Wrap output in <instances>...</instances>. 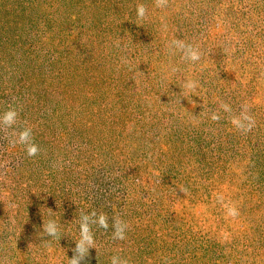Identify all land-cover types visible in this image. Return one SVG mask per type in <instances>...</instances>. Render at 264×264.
<instances>
[{"label": "rangeland", "instance_id": "374dc122", "mask_svg": "<svg viewBox=\"0 0 264 264\" xmlns=\"http://www.w3.org/2000/svg\"><path fill=\"white\" fill-rule=\"evenodd\" d=\"M173 39L201 60H182ZM245 106L246 134L231 123ZM10 107L0 264H68L93 210L109 228L92 226L82 264H264V0H0V115ZM24 127L34 157L12 143ZM114 216L129 224L122 241ZM49 219L59 239L43 233Z\"/></svg>", "mask_w": 264, "mask_h": 264}, {"label": "clouds", "instance_id": "9594fccd", "mask_svg": "<svg viewBox=\"0 0 264 264\" xmlns=\"http://www.w3.org/2000/svg\"><path fill=\"white\" fill-rule=\"evenodd\" d=\"M154 4L156 8L164 9L167 8L169 0H154ZM136 12L137 19L143 21L147 16L148 9L144 4L140 3L136 6ZM117 46H119L118 43ZM168 47L182 53L181 59L184 61L195 64L201 60V52L198 47H195L190 43H186L183 40L173 39L169 43ZM121 63L128 64L129 61L125 58H122ZM171 71L176 72L178 71V69L173 67ZM182 87L184 90L190 93H195L199 87V82L193 79H187ZM219 107L226 113L232 112L231 106L227 103L221 102ZM18 117L19 112L17 111V109L10 107L2 115H0V126L14 129V126L17 124ZM211 119L213 121H217L220 119V116L217 112H213L211 115ZM231 123L237 130L246 134L250 132L255 126V119L252 115L249 114L248 109L245 106L240 115L232 117ZM12 135L14 137L12 143L24 145L29 157H34L40 153V146L34 142L32 127H24L20 131L13 130ZM225 207H227V216L235 218L239 215V211L235 207V205H225ZM50 212L52 211L50 210ZM108 221L109 217L103 212L98 214L95 210H93L90 213H80L79 239L75 241V248L72 249L73 256L72 258L68 259V264H82V262L85 261V259L89 256L90 249H93L95 246V238L92 226L96 225L99 228L107 231L109 228ZM111 226L113 228V240L122 241L126 239V232L129 228V224L126 221L122 220L120 217L114 216L112 218ZM43 233L53 239H59L60 225L55 219H49L47 223L43 222ZM110 261L111 264H129L128 258H124L119 255H113L110 258Z\"/></svg>", "mask_w": 264, "mask_h": 264}]
</instances>
